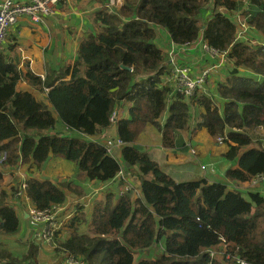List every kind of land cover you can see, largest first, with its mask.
I'll use <instances>...</instances> for the list:
<instances>
[{
    "label": "trees",
    "instance_id": "1",
    "mask_svg": "<svg viewBox=\"0 0 264 264\" xmlns=\"http://www.w3.org/2000/svg\"><path fill=\"white\" fill-rule=\"evenodd\" d=\"M243 1L124 0L119 10L100 9L96 33L81 39L74 67L48 72L45 78L23 73L18 61L0 50L3 163L21 162L33 174L54 154L74 162L88 180L106 182L118 175L123 161L137 167L141 181V196L109 192L98 201L89 231L80 230L88 220L76 208L64 225L69 235H55L58 255L74 256L82 264H237L227 257L231 253L248 264H264V197L236 185H248L264 173V136L256 133L264 129V43L238 39V23L223 11H241L249 27L264 33V0H249L245 10ZM157 27L176 46L202 36L226 53L232 66L216 83L215 94L198 89L188 98L162 84L161 75L168 71L156 42ZM22 79L46 92L45 101L18 91ZM127 102L130 116L115 121L125 142L121 161L95 137ZM193 117H199L197 127L215 139L223 137L229 146L225 158L233 166L226 175L234 186L206 178L175 180L138 141L151 124L161 130L164 146L185 147L178 134L189 130ZM11 190L0 188V264H40L36 243L23 255L5 243L20 231L22 221L14 197L10 200L18 187ZM69 190L81 194L68 180H27V195L39 210L65 204ZM210 249L222 252L223 261L212 259Z\"/></svg>",
    "mask_w": 264,
    "mask_h": 264
},
{
    "label": "crops",
    "instance_id": "2",
    "mask_svg": "<svg viewBox=\"0 0 264 264\" xmlns=\"http://www.w3.org/2000/svg\"><path fill=\"white\" fill-rule=\"evenodd\" d=\"M21 1L25 2L27 0ZM110 1L111 0H59L55 5V13L52 15L43 16V19L41 21H34L32 17L27 14L21 15L17 19L16 23L9 29V40L7 39L6 44L4 45H7V47H10L11 49L7 54L10 55L12 59H16L18 61L19 68L23 73H27L28 71H30L38 76H41L42 78H45L48 72L54 70L64 71L69 67L70 69H72L75 65V61L78 55L81 39L87 37L88 35H90V33H96L97 27L94 24L96 12L103 8H106L108 12L119 10L124 3V0H122L118 5H109ZM241 19H244L246 21L245 18ZM247 25L249 26L248 23ZM250 29L254 33L253 36H248V39L250 38V43H264V33L256 31L252 27H249L247 31H249ZM240 33H242V29L239 24L237 31L238 39H240ZM200 39L202 41H205L201 36L200 38H198V42L195 45H177V47L174 48V51L176 52L175 58L179 64L188 66V68H190L191 72L194 75L201 74L206 68L216 66L211 68L206 80L207 83L208 81H211L212 77H214L213 82L215 87L211 86V84L210 87L216 88V83L224 80L227 76V72L230 70L232 63L230 60H228L226 55H214L203 49L201 47ZM156 42L158 46H160L164 50L166 57L165 64L167 66L168 72L161 75L162 84L171 85V77H169V71H172L170 52L173 48L172 46H174L175 44L171 40L168 32L162 27H157ZM222 68L224 69L222 70L224 72L220 73V69ZM70 76L71 75L69 74L65 79H69ZM17 90L22 92H30L38 100L41 101H45V96L47 95L46 92L37 90L24 79L18 82ZM215 92L216 89L213 94H215ZM131 106V103L127 102L117 111H115L114 120L111 126H109L99 136L95 137V139H99V141H101L103 144L106 143L108 139L117 140L119 136L115 121L117 118H128L130 116ZM192 120L199 121V117H193ZM146 129H151L152 134L155 135L156 140L158 141V149L156 153H154L155 157H153L150 151H148L149 149L147 150L146 148H144V150L150 153L152 159L156 160L158 163L159 159L161 160L162 158H164V166H168L167 168L171 171L176 168L168 165L166 163L167 159H169L170 164H179L181 169L177 172L180 173L181 176H183L182 173L184 172L186 178L185 180H199L206 178L209 182L221 181L226 183L228 181L229 185L231 186H234V184H236L229 181V179L227 181H224V176L215 174L216 172L222 171V174L227 178L226 171L228 168L233 166V163L225 158V153L229 150V146L224 141H219L222 144L219 151L215 148H212V145H214V141L217 140L212 137V135L207 131L205 127H197L195 123L196 131H194L190 135V129L192 131L191 126L189 127V131H185L187 133L183 131L182 133L180 132L178 134V140L185 143V147L180 148L185 150L178 151L175 149L176 147H170L171 149H165L163 147L162 132L154 125L148 124L146 126ZM146 129L144 130L143 134L145 133ZM256 133L258 134V136H264V129L262 127H258ZM254 143L255 140L252 145ZM196 145L200 146L198 148L204 149V151L199 153L198 159L200 160L201 166L207 164V176L200 175V173L202 172L201 167L194 161V154L192 153L191 148H196ZM120 149L121 147H116L114 149L113 155L117 158L119 157V159H121L122 161ZM2 152L7 155L6 150ZM189 154H193L192 160H188V157H191V155ZM182 157L186 159L180 160ZM171 159L174 161H171ZM4 160L0 162V170L3 172V181L1 188L5 189L7 193L9 192V185L13 183L11 185L12 188L15 187L16 183H18L17 187L19 188V186L22 183H26L30 177H36L41 180L47 179L54 183L69 179L71 181H74L72 182L73 185L76 186L79 190H82V193H84L80 195V197H68V201L65 203L67 204L66 211H64L63 214H67L70 210H74L70 213L74 214L77 208L85 213L88 221L91 219L93 213V211L91 213L92 206L96 204L97 201L103 200L104 194H107L109 192H116L117 195H122L120 191L122 190V186L127 182L126 177L120 175H117L115 178L106 182H96L93 180H88L85 177L84 173L80 172L79 175L82 177L81 181L76 178V175L72 170L74 162L72 163L63 157L54 154L50 157L41 171L35 172L33 174H31L28 170V167L21 164V162L19 164L11 166L9 164L3 163ZM122 163L123 167L126 170L130 171V169L133 170V168H136L132 166L129 167L130 165L126 162L122 161ZM209 163L213 165L212 169L208 167L210 166ZM159 165L162 166L161 163ZM209 176H211L212 178ZM9 178H11V180L13 181H10ZM135 178H137L138 181V185H136V187L137 189H140L141 181L136 173ZM241 186L247 187L248 185L242 184ZM258 189H264V186H258ZM251 191L252 189L244 188V192L246 193H249ZM12 197H14L13 200ZM10 200H12V203L14 204L18 213L20 215H23V219L21 218L22 221L20 231L14 235L9 236L7 240L11 238H22L24 241H27L28 238L33 235L34 225L37 228L41 227L42 225V223H34L28 215H25L30 208L35 206L32 204L27 193L23 194L22 197H17L15 194L10 195ZM86 209H89L90 212H87ZM70 214L66 216H69ZM83 226L85 227V225ZM66 229L68 232V228ZM68 235L69 234H67L66 236ZM37 242L41 244L38 259L40 264H43L42 254H44L45 257L48 258V256H46L44 252L51 247H48L50 245H47L45 242H42L39 239H37ZM54 253L57 254L55 250ZM229 257L231 258V256ZM49 263L50 261L46 262V264Z\"/></svg>",
    "mask_w": 264,
    "mask_h": 264
},
{
    "label": "built area",
    "instance_id": "3",
    "mask_svg": "<svg viewBox=\"0 0 264 264\" xmlns=\"http://www.w3.org/2000/svg\"><path fill=\"white\" fill-rule=\"evenodd\" d=\"M59 0H0V48L4 45L7 40V35L9 28L17 21L18 17L23 14H27L32 17L34 21H41L43 16L52 15L55 13V5ZM122 0H111L109 5H118ZM239 23L243 26V30H247L249 26L247 25L245 20L240 19ZM241 34V33H240ZM198 39L193 40L190 44L187 45H195L197 44ZM201 47L206 51L210 52L214 55H226L225 52H220L208 45L206 41H202L200 39ZM171 49V62L173 65V79H174V88L178 92H181L187 96L196 92L197 89H203L204 84L206 83L208 74L211 68H206L201 74L194 75L188 66H184L179 64L175 58L176 52L174 51L175 45L172 46ZM227 139V137H226ZM264 140V139H263ZM219 141L223 142V137H219ZM124 141L121 138L117 140L108 139L106 143H104L108 153L113 154L114 149L116 147H122ZM6 155L4 152H0V162L5 159ZM240 190L244 191L245 189H253L255 192L259 193L264 197V189H258V186H264V173L258 174L255 176L251 183L248 186L244 187L240 184H237ZM27 182L22 183L18 191L16 192L17 197H22L23 194H26ZM126 192V188L120 191L121 194ZM133 192V191H132ZM252 192V191H251ZM66 208V204L62 205H52L43 210H39L36 207H32L27 211L28 216L32 219L34 223L40 224L42 223L43 228L39 229L37 236L40 239H43L47 245H55L54 238L59 228L58 218L61 214H63ZM66 219L63 220V222ZM210 255L214 252V249L209 250ZM212 256V255H211ZM233 258L237 264H248L247 261H244L241 257L234 256L229 253L227 255L228 258ZM212 259L214 257L212 256ZM68 264H82L80 260L76 259L74 256H68L66 258ZM210 264H214L210 262Z\"/></svg>",
    "mask_w": 264,
    "mask_h": 264
},
{
    "label": "rangeland",
    "instance_id": "4",
    "mask_svg": "<svg viewBox=\"0 0 264 264\" xmlns=\"http://www.w3.org/2000/svg\"><path fill=\"white\" fill-rule=\"evenodd\" d=\"M250 5V1L249 0H244L243 1V4H242V10H245V9H247L248 8V6ZM224 12H226L227 14H231L230 16H231V19L234 21V22H239V20L241 19V18H245L244 17V15L243 14H241V11L239 12V11H235V12H232V13H229L228 11H226V10H223ZM21 16V15H20ZM19 16V17H20ZM18 17V18H19ZM16 23V22H15ZM14 23V24H15ZM13 24V25H14ZM239 24L240 23H238V26H239ZM241 26V25H240ZM12 27V26H11ZM10 27V28H11ZM9 28V29H10ZM241 29H242V33L241 34H239V38L241 39V40H249L248 39V36L249 37H251V36H253L254 35V33H253V31L251 30H249V31H247V30H243V27L241 26ZM8 33H9V31H8ZM7 39L9 40V34L7 35ZM6 44V42L4 43V45ZM256 44V43H255ZM3 45V47L0 49L1 50V52H3V53H9L10 52V47H7V45L6 46H4ZM175 47H177L176 45H175ZM175 56H176V54H175ZM172 58V54H171V52H170V59ZM171 66H172V71H169V77H171V80H170V82H171V85L174 87V79H173V65H172V62H171ZM213 67H216V66H212V67H209V68H213ZM133 69L131 68L130 69V71H132ZM222 70H224L223 68L222 69H220V73H223L224 71H222ZM213 78L214 77H212V79H211V81H208L206 84H205V86H203V90L205 91V92H209V93H211V94H213V92L215 91V85H214V82H213ZM210 84H211V86H214V87H210ZM198 90V89H197ZM195 94V92L194 93H192L191 95H188L187 94V96H188V98H190V97H192L193 95ZM195 123H196V121H193L192 119L190 120V122H189V125L191 126V128H192V131H191V129H190V133H189V135L191 134V133H193L194 131H196V129H195ZM194 129V130H193ZM185 131H189V130H184L183 132H185ZM182 133V132H181ZM185 133H187V132H185ZM188 135V136H189ZM221 137V136H220ZM217 141H214V145H212V148H215L216 150H220L221 149V146H222V144L219 142V137L216 139ZM138 141L144 146V148H146L148 151H150V153L153 155V157H155L154 156V153H156V151H157V149H158V146H157V143H158V141L156 140V137H155V135L154 134H152V131H151V129H146V131H145V133L144 134H141L140 136H139V139H138ZM205 141H206V139H205ZM125 143V142H124ZM195 144V143H194ZM124 145V144H123ZM122 145V146H123ZM163 145V147L165 148V149H171L170 147H166V146H164V144H162ZM197 147L195 148V147H192L191 149H192V153L194 154V161L197 163V164H199V166L201 167V170H202V172L200 173V175H205V176H207V164L206 165H202L201 166V164H200V160L198 159V155H199V153L200 152H202V151H204V149H202V148H198V147H200V146H198V145H196ZM226 147V146H225ZM175 148V147H174ZM177 151L178 150H185V149H181L180 147H177L176 146V148H175ZM117 153V152H116ZM193 154H189V155H191V157H188V160H192V155ZM179 159V158H178ZM177 159V160H178ZM182 159H186V158H181L180 160H182ZM157 160H158V158H157ZM165 159L164 158H162L161 160L159 159V164L161 163L162 164V168L165 170V172L166 173H168V174H170L171 176H173L176 180H178V181H180V180H185L186 178H185V174H184V172L182 173V175L183 176H181V174L180 173H178L177 171H179L180 169H181V167L179 166V164H170V162H169V159H167L166 160V163L168 164V165H170V166H172V167H174V168H176V169H173L172 171L170 170V169H168L167 167L168 166H164V164H165ZM171 161H174V160H172L171 159ZM70 162H72V161H70ZM73 163V162H72ZM209 165L210 166H208L210 169H212V167H213V165L211 164V163H209ZM70 167V166H69ZM203 167V168H202ZM216 169V168H215ZM72 170L74 171V174L76 175V178L77 179H79V180H81L82 181V177L79 175V173L81 172V171H79V168L77 167V165H75L74 163H73V167H72ZM1 171V170H0ZM135 173L137 174V167L136 168H133V170H126L124 167H121V169H120V171H119V173H118V175H120V176H125L126 177V179H127V182L125 183V185H123L122 186V189H125L126 188V191H130L131 193H132V191H134V193H135V195H134V193H133V195L135 196V197H138V196H141V192H140V189H137V187H136V185H138V181H137V178H135ZM215 174H217V175H219V176H224V181H227L228 180V177L226 178L225 177V175H223L222 174V171H220V172H216ZM176 177H175V176ZM209 177H211V176H209ZM216 177V176H215ZM13 178V177H12ZM190 178V177H189ZM212 178V177H211ZM10 179V181H13V180H11V178H9ZM2 181L3 180H1V182H0V188H1V186H2ZM68 181H70V182H74V181H71V180H69L68 179ZM13 184V183H12ZM11 184V185H12ZM226 184H229V182L227 181L226 182ZM11 185H9L10 187H9V192L8 193H12V190H11ZM17 185H18V183H16L15 184V187L14 188H16L17 187ZM125 186V187H124ZM81 194H79V195H76L77 193L75 192V191H72V190H70L67 194H68V197H75V196H80V195H82L83 193H82V190H78ZM27 193V192H26ZM243 194H245V193H243ZM259 194V193H258ZM105 195L106 194H104V196H103V194H102V196H103V198L105 197ZM108 195V194H107ZM98 202V201H97ZM96 202V203H97ZM66 206H67V204H66ZM96 204H94L93 206H92V210H91V213H92V211L93 210H95V208H96ZM87 210V212H90V210L89 209H86ZM64 211H66V208H65V210ZM74 210H70L67 214H61L60 216H59V218H58V221L57 222H59V228H58V230L57 231H59L60 232V235L61 236H66L67 234H69V231L67 232V229H66V227H64V225H65V222L67 221V220H69L70 219V217H72V215L73 214H70L71 212H73ZM68 214H70L69 216H66V215H68ZM93 214V213H92ZM20 217L23 219V215L21 214L20 215ZM64 219H67V220H65L64 222H63V220ZM91 225V219L87 222V223H85V227L83 226L80 230L81 231H89L90 229H89V226ZM40 228H43V225H41V227H36L35 225H34V232H33V235L32 236H30L29 238H28V240L27 241H24L22 238H18V239H14V238H11V239H9V240H5V243L12 249V250H14V252L16 253V254H18V255H23V254H25V252H26V250H28V246H29V243L30 242H34V243H36L37 245H38V248H39V250H40V245L41 244H39L38 242H37V239H39L40 241H44L43 239H40L38 236H37V233L39 232V229ZM48 247H51L50 249H48V250H46L44 253L46 254V256H48V258H46L45 257V255L44 254H42V257H43V264H46V262H48V261H50V263L49 264H64V261H65V264H68L67 262H66V258H64V256L62 257V256H59L58 254H55L54 253V246L53 245H51V246H48ZM38 255H39V253H38ZM211 255L214 257V258H216V259H218L220 262H222L223 261V257H222V252H220V251H216V249H214V252H212L211 253ZM138 256V255H137ZM52 259V260H51Z\"/></svg>",
    "mask_w": 264,
    "mask_h": 264
},
{
    "label": "water",
    "instance_id": "5",
    "mask_svg": "<svg viewBox=\"0 0 264 264\" xmlns=\"http://www.w3.org/2000/svg\"><path fill=\"white\" fill-rule=\"evenodd\" d=\"M124 68H126V69H128V70H130L131 68L130 67H127V66H123ZM116 116V115H115ZM116 139V138H115ZM26 216L28 215V213L27 214H25Z\"/></svg>",
    "mask_w": 264,
    "mask_h": 264
},
{
    "label": "bare ground",
    "instance_id": "6",
    "mask_svg": "<svg viewBox=\"0 0 264 264\" xmlns=\"http://www.w3.org/2000/svg\"><path fill=\"white\" fill-rule=\"evenodd\" d=\"M264 139V138H263ZM262 139V141H263V143H264V140ZM68 256H66V258H67ZM67 262V261H66Z\"/></svg>",
    "mask_w": 264,
    "mask_h": 264
}]
</instances>
